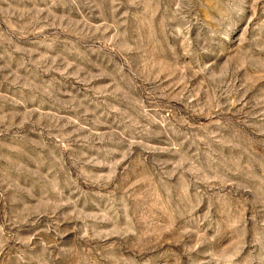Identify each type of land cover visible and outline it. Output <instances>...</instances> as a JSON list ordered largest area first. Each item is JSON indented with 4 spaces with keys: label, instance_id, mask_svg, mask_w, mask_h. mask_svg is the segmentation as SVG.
I'll list each match as a JSON object with an SVG mask.
<instances>
[{
    "label": "rangeland",
    "instance_id": "obj_1",
    "mask_svg": "<svg viewBox=\"0 0 264 264\" xmlns=\"http://www.w3.org/2000/svg\"><path fill=\"white\" fill-rule=\"evenodd\" d=\"M0 264H264V0H0Z\"/></svg>",
    "mask_w": 264,
    "mask_h": 264
}]
</instances>
